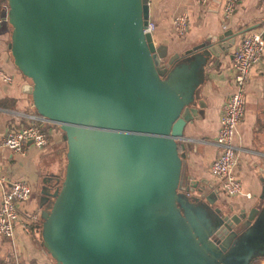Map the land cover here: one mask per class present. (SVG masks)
I'll return each instance as SVG.
<instances>
[{
	"label": "water",
	"instance_id": "obj_1",
	"mask_svg": "<svg viewBox=\"0 0 264 264\" xmlns=\"http://www.w3.org/2000/svg\"><path fill=\"white\" fill-rule=\"evenodd\" d=\"M7 4L22 90L66 143L63 177L41 187L39 236L54 264H253L264 255V186L250 207H220L212 189L186 179L179 151L203 106L205 68L227 47L222 36L169 54L145 31L149 0Z\"/></svg>",
	"mask_w": 264,
	"mask_h": 264
},
{
	"label": "crops",
	"instance_id": "obj_2",
	"mask_svg": "<svg viewBox=\"0 0 264 264\" xmlns=\"http://www.w3.org/2000/svg\"><path fill=\"white\" fill-rule=\"evenodd\" d=\"M223 2L149 0V19L155 23L152 31L155 44H165L169 54L180 53L207 37L222 36L221 40L227 41V47L205 68L198 94L203 106L198 105L199 113L184 124L178 139L179 151L184 157L186 179L197 180L198 184L212 189L217 194L216 205L250 207L264 186V50L260 59L250 67L244 112L235 136L238 146L236 173L242 190L250 192V196L227 195L209 167L217 152L214 138L222 106L233 89L232 54L243 35L263 31L264 36V0H240L225 21L222 18ZM178 13L187 16V30L181 35L172 25V18ZM10 31L7 8L3 5L0 8V164L9 179L23 178L32 186L28 199L17 205L19 219L28 220L33 214H37L38 219L29 231L18 221L12 239L0 236V264H54L43 249L39 236L40 199L42 185L53 190L55 178L64 172L63 137L59 130L49 127V141L43 148L27 142L23 153H14L1 145L10 127L27 123L29 115L37 114L30 95L22 90L26 78L10 57ZM253 264H264V255L256 258Z\"/></svg>",
	"mask_w": 264,
	"mask_h": 264
},
{
	"label": "built area",
	"instance_id": "obj_3",
	"mask_svg": "<svg viewBox=\"0 0 264 264\" xmlns=\"http://www.w3.org/2000/svg\"><path fill=\"white\" fill-rule=\"evenodd\" d=\"M198 1L200 3L206 2V0ZM239 1L224 0L222 5L223 21L230 18ZM172 25L177 34H184L187 30V16L184 13L175 14L172 18ZM154 28V21L148 18L145 31L152 33ZM263 50V31H256L243 35L232 54L233 89L222 106L219 127L214 138L217 152L209 167L210 173L229 196L243 194L249 197L251 194L242 190L240 179L236 173L238 146L235 142V136L244 112L245 88L249 70L251 65L260 59ZM2 74L8 78L4 73ZM29 118L27 123L10 127L4 135L1 145L14 153H23L27 142H31L39 148L45 147L49 138L42 129V125L48 121L38 114L29 115ZM0 189V236L12 239L15 224L18 221H21L22 227L29 231L38 219V215L33 214L30 219L21 220L17 210L18 203L25 201L30 196L32 186L23 178L9 179L2 172V165L0 164Z\"/></svg>",
	"mask_w": 264,
	"mask_h": 264
},
{
	"label": "trees",
	"instance_id": "obj_4",
	"mask_svg": "<svg viewBox=\"0 0 264 264\" xmlns=\"http://www.w3.org/2000/svg\"><path fill=\"white\" fill-rule=\"evenodd\" d=\"M3 5L6 6V8L8 7L7 0H0V8ZM49 127H52V128H55V129L58 130L57 124L56 123H52V122H48V124L43 125L42 129L48 134ZM62 137H63V134H62ZM62 141L64 143V146H63L64 151L66 152V143H65L64 137L62 138ZM64 168H65V166H64ZM63 174H64V172H63ZM63 174L60 176L61 178L63 177Z\"/></svg>",
	"mask_w": 264,
	"mask_h": 264
}]
</instances>
